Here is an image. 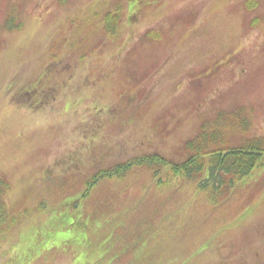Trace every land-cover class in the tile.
Returning <instances> with one entry per match:
<instances>
[{"label": "rangeland", "instance_id": "rangeland-1", "mask_svg": "<svg viewBox=\"0 0 264 264\" xmlns=\"http://www.w3.org/2000/svg\"><path fill=\"white\" fill-rule=\"evenodd\" d=\"M247 2L0 0V264H264V153L212 198L146 167L87 182L183 160L219 114L247 122L230 145L264 136V0Z\"/></svg>", "mask_w": 264, "mask_h": 264}, {"label": "trees", "instance_id": "trees-1", "mask_svg": "<svg viewBox=\"0 0 264 264\" xmlns=\"http://www.w3.org/2000/svg\"><path fill=\"white\" fill-rule=\"evenodd\" d=\"M255 2L256 0H248L247 7L254 6ZM106 27L112 33L116 30L115 24L110 25L108 16ZM238 114L239 111L231 116L219 114L210 124L203 123L198 133L185 141L184 147L188 154L179 162H173L155 152L142 154L97 170L87 182L93 185L105 178H120L126 171L134 168L146 167L156 184L161 183L162 175L167 178L182 177L184 180L194 182L198 189L207 192L210 198L216 196L215 194H222L236 181L249 175L264 153V136L243 139L239 145H230L226 141L222 131L224 128L241 131L245 129L247 122ZM8 189V182L0 177V232L5 231L12 222L7 214L5 201Z\"/></svg>", "mask_w": 264, "mask_h": 264}]
</instances>
